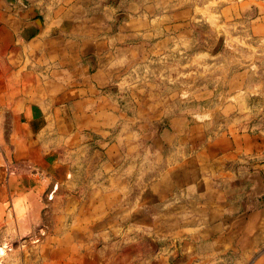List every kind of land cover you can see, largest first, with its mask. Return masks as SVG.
Masks as SVG:
<instances>
[{"label": "crops", "instance_id": "crops-1", "mask_svg": "<svg viewBox=\"0 0 264 264\" xmlns=\"http://www.w3.org/2000/svg\"><path fill=\"white\" fill-rule=\"evenodd\" d=\"M177 5L0 0V206L50 184L62 206L59 246L38 264H264V129L193 136L174 119L163 146L109 129L126 118L117 63L178 30Z\"/></svg>", "mask_w": 264, "mask_h": 264}, {"label": "rangeland", "instance_id": "rangeland-1", "mask_svg": "<svg viewBox=\"0 0 264 264\" xmlns=\"http://www.w3.org/2000/svg\"><path fill=\"white\" fill-rule=\"evenodd\" d=\"M110 1L115 6L121 2ZM176 1L177 9H184V3L189 8L186 18L178 16V30L162 31L153 45L141 47L136 59L117 63L119 78L110 93L126 118L109 127L112 134L136 133L148 146L155 141L163 146L161 135L178 133L174 119L181 121L182 133L192 127L193 136L263 130L264 0ZM165 14L161 23H172ZM128 16L122 10L115 21ZM181 24L186 26L180 29ZM138 100L144 106L143 125L136 116ZM94 147L98 163L104 148L99 143ZM51 187L41 197L31 192L0 206V247L8 248L0 253V264H26L24 258L38 264L42 248H58L62 206L56 194L50 198ZM170 248L178 260L179 246Z\"/></svg>", "mask_w": 264, "mask_h": 264}, {"label": "bare ground", "instance_id": "bare-ground-1", "mask_svg": "<svg viewBox=\"0 0 264 264\" xmlns=\"http://www.w3.org/2000/svg\"><path fill=\"white\" fill-rule=\"evenodd\" d=\"M6 249H8L7 246L0 247V253L4 254L6 252Z\"/></svg>", "mask_w": 264, "mask_h": 264}]
</instances>
